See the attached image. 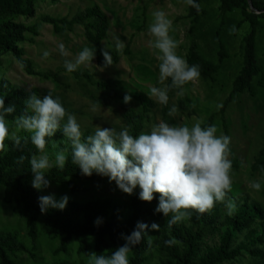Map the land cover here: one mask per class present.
Masks as SVG:
<instances>
[{"label":"trees","instance_id":"1","mask_svg":"<svg viewBox=\"0 0 264 264\" xmlns=\"http://www.w3.org/2000/svg\"><path fill=\"white\" fill-rule=\"evenodd\" d=\"M39 1L42 0H0V70L3 68L2 58L12 56L27 76L57 83L58 74L68 73L66 69H61L58 73L36 71L33 63L24 58L21 48L24 42H33V39H27V35L33 38L39 36V25H26L18 20L34 18L36 4ZM218 1L221 26H225L228 17L238 16L239 21L231 33L236 36L241 28L244 26L248 28L247 34L241 40L242 62L233 79L231 91L217 114L206 122V125L212 124L214 116H217L222 123L224 134L228 135L225 114L234 98L246 93L253 98L260 89H264V66L257 56L258 41L260 36L264 35V0ZM197 2L200 4L199 11L188 7L189 43L185 59L190 66L199 65L201 76L198 80L204 82L210 90L222 92L224 84L220 71L230 57L219 30L216 31L218 50L215 60L207 59L200 51L197 43L198 28L201 21L207 17V12L203 8L206 0ZM39 22L51 26L57 35L71 33L76 27H82L86 43L89 47L94 46L97 49L95 57L97 64L104 66L102 43L107 37L110 25L106 14L98 5L94 4L80 10L71 18L42 15ZM125 54H129L128 51H125ZM111 55L112 64L116 65L119 62V53L112 52ZM70 74L75 80L94 87L97 93H103L110 101L124 100L125 95H131L140 110L136 112L129 109L123 114V119L132 135L138 136L144 132L155 108L154 101L145 93L134 90L120 94L124 86L122 81L94 80L88 72L81 71ZM170 84L169 78L166 85ZM177 92V89H171L168 93V105H161L162 121L170 124H175L169 116V110ZM32 93L40 96L37 88L26 90L0 77V96H4L5 106L9 104L16 106V112L7 117L10 129L14 127L12 121L15 116L23 113L24 101ZM90 98L101 104L94 96ZM184 101L178 100L176 107L179 111L187 112ZM93 132L91 129L84 131L85 135ZM19 135L29 134L20 132ZM63 139L62 131L53 137L57 143ZM5 144L7 151L0 153V186L3 188L1 205L10 207L12 214L24 221L30 246L24 245L17 233L0 232V264H17L18 255L21 253L28 254L30 259L36 261L38 239L44 230L51 240L58 241V246L53 250L54 256H68L70 248L74 246L76 256L80 258L75 262L54 261L48 264H87L91 253L111 255L113 251L123 246L125 244L123 237L130 235L138 222L149 226L156 223L160 230L159 232L149 230L151 242L145 238L132 249L129 254L130 264H264V206L247 193L237 194L230 191L224 203H217L212 210L204 214L190 210L191 219L174 225L169 223L170 217L167 218L155 211L159 194H154L152 202H144L139 199V188L128 198H95L84 203L69 200L63 211L49 209L42 213L39 196L44 194L32 187L29 163L33 154L40 153L30 140L28 143L22 141L19 148L11 140H5ZM48 150L51 151L50 148ZM229 155L232 169L238 170L240 163L231 147ZM20 157L26 159L21 161ZM253 169L264 173V137ZM47 176L51 185L67 187L72 195L78 192L74 181L99 183L105 178L95 173L91 177L82 175L80 169L71 163L70 150L65 169L61 171L53 168ZM228 200L236 204V210L231 215L225 207ZM98 219L101 221L99 225L96 224ZM170 239H175L176 243L166 244L165 241Z\"/></svg>","mask_w":264,"mask_h":264},{"label":"rangeland","instance_id":"2","mask_svg":"<svg viewBox=\"0 0 264 264\" xmlns=\"http://www.w3.org/2000/svg\"><path fill=\"white\" fill-rule=\"evenodd\" d=\"M94 4L100 7L109 20V31L102 43L103 49L106 48L111 53H119V62L105 68L98 65L94 59L93 65H82L78 71L88 72L94 80L114 79L122 81L124 86L120 90V94H127L134 90L145 93L155 103L150 121L144 130V132H150L154 125L162 121L161 104L154 97H150V89L153 86L164 87L167 80L163 83L159 82V61L149 47V41L152 37L148 34V26L152 22V12L159 9L164 10L173 21L174 31L170 35L180 42L176 50L177 54L185 58L189 43L187 36L189 19L187 18L188 6L183 4L182 0L39 1L36 4L34 18L18 20L26 25H39V36L33 38L31 35H27V39H33V42L26 41L21 45L24 58L33 63L36 71L58 73L61 69H66L65 60H74L80 50L86 46L89 47L83 35V28L76 27L71 33L57 35L51 26L41 24L39 17L49 15L71 18L78 11ZM218 7V0H206L203 5L207 17L201 21L198 28L197 43L200 51L207 59L215 60L218 50L216 31H220V37L226 44V50L230 57L224 62L220 71L224 90L222 92L212 91L200 80L185 85L186 94L184 96L176 95L171 102L172 106H176L180 99L185 100L186 103L187 112L178 110L171 116L175 124L187 123L191 126L196 119H202L206 124L210 117L217 114L227 98L232 88L233 79L241 67L240 44L248 32V28L244 26L234 36L231 32L239 21V17H228L223 27L220 24ZM117 38L124 42V47L119 50L116 48ZM60 43L65 45L69 55H61L58 48ZM45 50L50 52L47 60L42 59ZM125 51H128L129 54H125ZM257 56L264 66L263 34L258 41ZM2 61L3 68L0 70V77L26 90L37 88L41 98L49 93L54 98L59 97L67 112L77 116L83 131L87 129L95 131V127L99 126L102 128L113 127L119 132L127 127L123 114L129 109L136 112L140 110L139 105L132 99L128 104H125L124 100H108L103 93H97L94 87L75 80L70 73H59L58 82L55 83L27 76L21 65L12 56L3 57ZM100 68H103V71L99 70ZM90 96H94L101 104L92 101ZM225 118L228 125V136L231 138L230 147L240 163L238 170L231 169V191L237 194L247 193L264 206V183H262L260 191H255L249 187L250 181H264V173L253 169L263 145L264 89H260L253 98L247 93L234 98L226 111ZM213 123L224 133L222 123L217 116H214ZM228 158L230 159V155ZM74 186L78 189L75 195H72L67 187L54 185L40 192L44 195L54 193L57 199L67 195L69 200L79 203L95 198L123 199L130 196L121 192L115 182L110 183L107 177L99 183L74 181ZM2 195L3 188L0 186V232L17 233L21 242L29 247L30 242L26 236L24 221L14 216L10 207L1 205ZM57 246L58 241L51 240L44 230L38 239V248L35 253L36 261L30 259L28 254L21 253L18 255L17 264H48L54 261L75 262L80 260L76 256L74 246L70 248L68 256H54L53 250Z\"/></svg>","mask_w":264,"mask_h":264},{"label":"clouds","instance_id":"3","mask_svg":"<svg viewBox=\"0 0 264 264\" xmlns=\"http://www.w3.org/2000/svg\"><path fill=\"white\" fill-rule=\"evenodd\" d=\"M188 7L200 10L197 0H182ZM174 31L173 21L162 10L152 12V22L148 26V34L152 39L149 47L159 61V82L171 80L164 87L153 86L150 97H154L161 105H168L169 91L177 89V95L184 96V87L197 81L201 76L199 65H189L187 60L177 54L180 42L170 33ZM124 42L116 39V48L122 49ZM63 56L69 55L65 45H58ZM97 49L84 47L74 60H65L68 73L78 71L82 65H93ZM104 67L112 64V55L104 48L101 52ZM50 52L45 50L42 59L47 60ZM99 70L103 71V68ZM131 95H125L124 103L131 102ZM22 114L15 116L10 129L8 116L16 112V106H5L4 96H0V153L7 151L5 140H11L16 147L21 142L35 146L39 155L33 154L29 160L32 173V187L44 191L51 187L47 173L56 168L64 170L69 161L76 165L82 175L91 177L94 173L107 177L109 182H115L117 188L132 195L137 188L139 199L152 202L154 194H159L157 213L169 218L174 225L191 219L192 212L204 214L212 210L217 203H224L232 188V162L228 158L231 138L218 129L216 124H205L202 119H196L191 126L187 123L170 124L160 121L150 132H141L138 136L130 133L129 127L119 132L115 128L95 127V131L85 135L75 114L67 112L59 97L50 93L43 98L32 93L24 101ZM178 108L173 105L169 116L174 115ZM62 131L64 139L58 143L53 140L57 132ZM20 132L28 136H20ZM219 133V134H218ZM60 145H63L61 147ZM51 149L49 151L48 149ZM26 157H20L25 160ZM261 180L249 182V187L255 191L262 188ZM69 202L67 195L57 199L54 193L39 196V206L42 213L49 209L63 211ZM228 214L236 210V204L228 200L225 204ZM101 221L98 219L96 224ZM159 232L156 223L149 226L138 222L130 235L124 236L125 244L113 251L111 255L91 253L87 264H130L129 254L143 239L151 242L148 231ZM175 244V239L165 241Z\"/></svg>","mask_w":264,"mask_h":264}]
</instances>
